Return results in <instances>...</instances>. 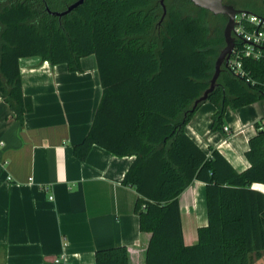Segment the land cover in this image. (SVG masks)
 Listing matches in <instances>:
<instances>
[{"label":"trees","instance_id":"obj_1","mask_svg":"<svg viewBox=\"0 0 264 264\" xmlns=\"http://www.w3.org/2000/svg\"><path fill=\"white\" fill-rule=\"evenodd\" d=\"M75 1L0 0L4 102L19 121L33 110L22 92L20 59L39 57L80 72L81 59L93 55L102 95L73 154L83 162L99 146L134 157L122 184L138 194L139 229L150 234L144 264H251L252 255L264 253V194L252 188L264 185V132L249 139V167L241 173L217 150L206 155L185 133L205 103L194 108L225 47L227 17L214 15L224 22L209 24L211 13L189 0H165L164 16L159 0H85L62 18L48 13ZM243 68L255 85L222 66L208 95L217 109L213 131H223L228 108L264 103V60L245 59ZM194 181L205 185L207 225L186 245L179 196ZM94 264H129L127 248L97 250Z\"/></svg>","mask_w":264,"mask_h":264},{"label":"crops","instance_id":"obj_2","mask_svg":"<svg viewBox=\"0 0 264 264\" xmlns=\"http://www.w3.org/2000/svg\"><path fill=\"white\" fill-rule=\"evenodd\" d=\"M80 67L71 72L39 57L20 59L22 92L33 107L22 121L0 92V264H94L97 250L117 246L127 248L129 264H144L150 234L139 229L138 194L122 184L134 157L99 146L83 162L73 154L102 95L95 57L82 58ZM216 111L203 103L185 133L206 155L217 150L241 173L249 167L245 152L264 103L228 108V133L212 130ZM252 188L264 194V185ZM179 205L184 243L193 245L207 225L205 185L191 183Z\"/></svg>","mask_w":264,"mask_h":264},{"label":"built area","instance_id":"obj_3","mask_svg":"<svg viewBox=\"0 0 264 264\" xmlns=\"http://www.w3.org/2000/svg\"><path fill=\"white\" fill-rule=\"evenodd\" d=\"M262 3L263 15L259 16L242 10L235 14L231 34L234 39V47L226 66L234 76L244 79L251 85H255L256 82L243 68V61L245 59L264 60V0ZM255 128L257 132H264V112L256 122ZM223 131L228 133L229 130L227 127H223ZM50 199L52 200L53 197L51 196Z\"/></svg>","mask_w":264,"mask_h":264},{"label":"water","instance_id":"obj_4","mask_svg":"<svg viewBox=\"0 0 264 264\" xmlns=\"http://www.w3.org/2000/svg\"><path fill=\"white\" fill-rule=\"evenodd\" d=\"M85 0H76L72 4L68 5L65 10L61 12H53L48 10V13L52 16H56L58 18H62L72 11L76 10L79 6L83 4ZM194 6L204 9L210 12L213 15H223L227 17V23L223 30V37L225 42V47L219 53L215 66H214V74L210 81L209 88L194 102V108L198 106L200 103L206 102L208 95L215 89L217 86V80L220 76L222 66L226 67L229 57L232 53L234 47V39L232 37V29H233V18L237 12L240 10L235 9L233 6L225 4L223 0H189ZM165 0H159V3L163 9V16L166 13V7L164 4Z\"/></svg>","mask_w":264,"mask_h":264},{"label":"rangeland","instance_id":"obj_5","mask_svg":"<svg viewBox=\"0 0 264 264\" xmlns=\"http://www.w3.org/2000/svg\"><path fill=\"white\" fill-rule=\"evenodd\" d=\"M171 2H176L178 0H170ZM225 4L234 5L236 9L247 11L257 15H263V3L262 0H223ZM188 13L194 14L196 11L194 8L186 7ZM207 20L209 24H217L221 26L224 22V18L222 16H214L213 14H206ZM226 23L224 24V26ZM223 26V27H224ZM224 29V28H223ZM251 264H264V253L261 255H252L251 256Z\"/></svg>","mask_w":264,"mask_h":264},{"label":"flooded vegetation","instance_id":"obj_6","mask_svg":"<svg viewBox=\"0 0 264 264\" xmlns=\"http://www.w3.org/2000/svg\"><path fill=\"white\" fill-rule=\"evenodd\" d=\"M224 2V1H223ZM228 5H230V4H228ZM232 6V5H231Z\"/></svg>","mask_w":264,"mask_h":264}]
</instances>
